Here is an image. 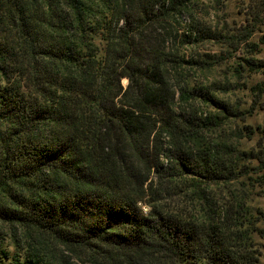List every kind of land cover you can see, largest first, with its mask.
Here are the masks:
<instances>
[{
  "label": "trees",
  "instance_id": "trees-1",
  "mask_svg": "<svg viewBox=\"0 0 264 264\" xmlns=\"http://www.w3.org/2000/svg\"><path fill=\"white\" fill-rule=\"evenodd\" d=\"M249 3L0 0V264H264V79L209 80L264 72Z\"/></svg>",
  "mask_w": 264,
  "mask_h": 264
},
{
  "label": "rangeland",
  "instance_id": "rangeland-1",
  "mask_svg": "<svg viewBox=\"0 0 264 264\" xmlns=\"http://www.w3.org/2000/svg\"><path fill=\"white\" fill-rule=\"evenodd\" d=\"M250 0H226V7L221 12H212L209 11L205 18L208 22H212L213 25L221 27L224 22H227V25L235 26L243 24V14L250 12ZM259 29L261 32L253 33L249 43L255 44L258 47V53L255 54L256 60L264 61V43H261V38H264V18L260 21ZM212 51L214 53L219 52L217 47H213ZM241 55L236 54L235 58L226 61L224 65L215 70V72L209 76L210 79H215L218 82H224L231 85H234L238 89L233 90L228 95L223 96L227 98L232 103H236L241 106V108H247L252 103L254 98L252 92L250 91L253 86L260 83L264 79V72L257 73H247L244 72L242 77L235 78L232 75V70L235 68L236 58ZM124 85L125 82H122ZM260 105H257L251 117H249L245 124L249 125L254 134L250 140L243 139L240 141V147L243 150H254L256 142L258 139L263 141V151H264V93L260 97ZM261 212L264 214V196L260 199H255L254 203ZM260 228L264 227V222L259 225ZM254 242L257 246L264 247V239H258L254 237ZM260 263H264V254L260 258Z\"/></svg>",
  "mask_w": 264,
  "mask_h": 264
},
{
  "label": "built area",
  "instance_id": "built-area-1",
  "mask_svg": "<svg viewBox=\"0 0 264 264\" xmlns=\"http://www.w3.org/2000/svg\"><path fill=\"white\" fill-rule=\"evenodd\" d=\"M143 212H146V210L144 209Z\"/></svg>",
  "mask_w": 264,
  "mask_h": 264
}]
</instances>
